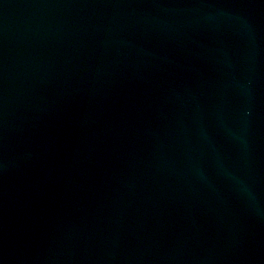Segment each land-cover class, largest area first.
I'll return each mask as SVG.
<instances>
[{
	"label": "water",
	"instance_id": "95a60500",
	"mask_svg": "<svg viewBox=\"0 0 264 264\" xmlns=\"http://www.w3.org/2000/svg\"><path fill=\"white\" fill-rule=\"evenodd\" d=\"M0 264H264V0H0Z\"/></svg>",
	"mask_w": 264,
	"mask_h": 264
}]
</instances>
